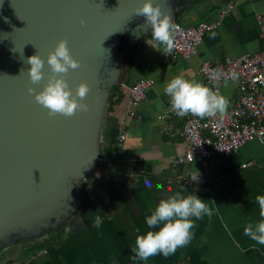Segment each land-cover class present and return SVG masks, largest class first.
<instances>
[{
  "label": "crops",
  "instance_id": "0c3cea01",
  "mask_svg": "<svg viewBox=\"0 0 264 264\" xmlns=\"http://www.w3.org/2000/svg\"><path fill=\"white\" fill-rule=\"evenodd\" d=\"M261 15L264 0H195L176 23L183 27L216 23L204 34L196 55L164 56L148 44L151 32L131 46L124 57L123 84L113 87L107 101L100 159L91 176L95 183L81 187L84 200L70 222L14 247L20 260H9L18 264H264V245L244 234L248 223L260 220L256 197L264 196V144L247 142L218 162L178 164L176 156L185 146L182 122L157 120L170 105L163 89L171 79L183 76L206 85L198 75L202 60L234 59L259 51L256 18ZM143 78H151L153 85L136 107L129 108L128 89ZM237 82L225 81L217 92L229 100L228 110L237 99ZM121 134L125 138L117 143ZM157 184L163 188L157 189ZM176 194L196 195L214 214L194 220L191 242L174 255H156L146 262L135 259L131 249L136 236L158 230L149 229L145 217L161 199Z\"/></svg>",
  "mask_w": 264,
  "mask_h": 264
},
{
  "label": "water",
  "instance_id": "95a60500",
  "mask_svg": "<svg viewBox=\"0 0 264 264\" xmlns=\"http://www.w3.org/2000/svg\"><path fill=\"white\" fill-rule=\"evenodd\" d=\"M195 0H154L174 23ZM144 0H0V253L70 222L80 187L95 172L109 95L121 86L127 50L151 32L134 15ZM84 24L81 25V21ZM61 40L80 63L65 77L90 92L87 112L50 118L28 93L51 75L48 54ZM45 60L29 81L27 59Z\"/></svg>",
  "mask_w": 264,
  "mask_h": 264
},
{
  "label": "clouds",
  "instance_id": "9594fccd",
  "mask_svg": "<svg viewBox=\"0 0 264 264\" xmlns=\"http://www.w3.org/2000/svg\"><path fill=\"white\" fill-rule=\"evenodd\" d=\"M134 15L144 17L145 24L151 27V40L148 44L161 49L160 52L166 57L171 55L176 48L178 32V26L173 22L171 15L163 12L154 0H144ZM83 24L82 20L81 25ZM27 63L30 65L27 71L30 83L41 84L45 79V60L38 54L29 57ZM46 63L51 75L47 77L43 89L39 92L32 87L28 89L35 102L47 110L50 118L57 115L70 118L77 112H87L88 105L83 101L90 92L89 86L81 83L73 91L65 79L69 70L80 67V63L72 58L66 40H61L48 54ZM220 75L222 73L217 71V79ZM232 78L235 79L234 73ZM163 91L170 98L171 111L181 118L190 115L201 120L218 118L223 121L229 108V100L226 97L218 94L213 88L183 76L171 79ZM156 188L162 189L163 185L157 184ZM256 202L260 209V220L255 224L248 223L244 234L257 244L264 245V196H257ZM213 214V210L205 201L194 194H176L161 199L151 214L145 217L148 228L158 230L136 236L135 246L131 249L134 258L146 262L156 255H163L165 258L174 255L179 248L186 247L191 242L194 220H200L204 216L211 218ZM95 224L97 227L101 224L99 215L96 216Z\"/></svg>",
  "mask_w": 264,
  "mask_h": 264
},
{
  "label": "built area",
  "instance_id": "2783aa9c",
  "mask_svg": "<svg viewBox=\"0 0 264 264\" xmlns=\"http://www.w3.org/2000/svg\"><path fill=\"white\" fill-rule=\"evenodd\" d=\"M234 0H229L233 2ZM260 49L253 54H243L234 59L202 60L198 75L203 82L219 91L225 81L237 80L238 95L234 106L227 111L223 121L218 118L198 119L194 116L179 117L171 111L170 105L157 117L159 121L178 119L182 122L181 134L185 143L182 153L177 154L176 162L203 165L207 162H218L236 152L250 141L264 144V15L256 18ZM176 48L174 57L184 59L196 55L205 33L213 30L216 23L200 22L193 26L183 27L177 23ZM222 73L217 79L216 72ZM235 74V79L232 74ZM153 80L143 78L128 89L129 108L136 107L151 88ZM131 114V110H128ZM121 134L117 143L124 140ZM242 167H246L242 164ZM2 264H18L8 260ZM175 264H184L177 262Z\"/></svg>",
  "mask_w": 264,
  "mask_h": 264
},
{
  "label": "rangeland",
  "instance_id": "374dc122",
  "mask_svg": "<svg viewBox=\"0 0 264 264\" xmlns=\"http://www.w3.org/2000/svg\"><path fill=\"white\" fill-rule=\"evenodd\" d=\"M151 40V39H150ZM15 248L11 247L0 253V264L6 262L9 259L20 260L19 255L15 253Z\"/></svg>",
  "mask_w": 264,
  "mask_h": 264
},
{
  "label": "trees",
  "instance_id": "16d2710c",
  "mask_svg": "<svg viewBox=\"0 0 264 264\" xmlns=\"http://www.w3.org/2000/svg\"><path fill=\"white\" fill-rule=\"evenodd\" d=\"M92 183H95V181L91 178V176L90 177H88V179L85 181V183L81 186V187H83V186H85V185H87V184H92ZM81 187H80V193H81V198H80V206H81V203L83 202V198H84V195H83V193H82V190H81Z\"/></svg>",
  "mask_w": 264,
  "mask_h": 264
}]
</instances>
